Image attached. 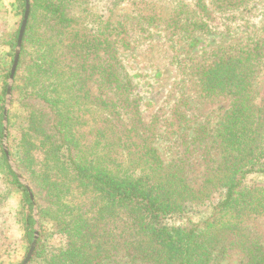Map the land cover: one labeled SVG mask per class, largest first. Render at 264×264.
Masks as SVG:
<instances>
[{
    "label": "trees",
    "instance_id": "obj_1",
    "mask_svg": "<svg viewBox=\"0 0 264 264\" xmlns=\"http://www.w3.org/2000/svg\"><path fill=\"white\" fill-rule=\"evenodd\" d=\"M175 1L169 26L192 35L209 32L215 10L243 8L254 0ZM90 3L29 0L12 86V105L23 110L27 138L23 148L10 147V155L30 180L33 200L2 149L21 23L8 30V10H0V44L12 58L0 74V169L21 194L23 244L30 248L38 221L52 224L51 236L65 239L52 252L38 241L28 264H220L235 249L243 255L239 264H264V245L248 225L264 217V183H247L251 175L264 174V99L258 105L255 94L264 44L223 53L194 71L203 98L230 99L214 128L194 127L191 136V120L181 109L188 103L182 100L171 107L160 135L157 122L144 119L141 98L119 59L117 47L130 48L128 29L100 20ZM25 7V0H16L22 16ZM13 115L8 114L10 144ZM163 137L169 139V161L155 146ZM35 149L54 161L68 183L47 173L36 176ZM197 158L205 169L199 188L190 177ZM220 190L224 198L208 218L196 222L185 215L189 203Z\"/></svg>",
    "mask_w": 264,
    "mask_h": 264
},
{
    "label": "rangeland",
    "instance_id": "obj_2",
    "mask_svg": "<svg viewBox=\"0 0 264 264\" xmlns=\"http://www.w3.org/2000/svg\"><path fill=\"white\" fill-rule=\"evenodd\" d=\"M15 5L16 0H0V10L4 8L8 10V30H16L23 22L24 15L15 11ZM90 5L94 15L100 20L109 21L117 28L124 25L128 29L130 48L126 49L119 45L117 47L119 59L124 75L133 81L135 93L141 98L144 119L147 123L157 122L160 135L164 131L165 121L170 119L171 107L178 105L182 100L188 103L187 106H181V109L191 120L189 130L191 136L194 127L214 128L230 109V99L225 96L211 100L203 98L197 90L194 71L198 66L211 63L223 53H232L240 47H249L260 42L264 44V0L251 1L243 8L215 10V18L209 24V32H195L192 35L183 30L175 31L169 26L177 6L175 0H113V2L91 0ZM149 17L154 18L151 23ZM113 33L117 34L116 30ZM116 34L112 36L114 40L117 39ZM8 53L9 49L0 44V74L4 68L11 66L12 58ZM262 69L255 83L258 105H261L264 99V66ZM92 91L94 94L98 93L95 86H92ZM10 111L14 115L11 117L13 141L7 144L9 155L10 147L23 148V139L27 138L24 137L27 124L23 110L18 105H12V96L9 113ZM78 129L82 131L80 126ZM168 140L164 137L159 138L155 144L166 161L171 157ZM34 143L39 146L37 141ZM2 149L4 150L3 142ZM31 155L34 158L32 169L35 170L36 176L47 173L52 176V180L63 182L64 179L60 178L58 169L53 168L54 161L47 159L43 151L35 149ZM12 161L23 182L31 189L28 177L20 172L13 159ZM199 161V158L195 159V166L190 176L191 179H196V188L200 187L205 173ZM19 182L24 185L20 180ZM254 182L264 183V174L251 175L247 183ZM64 183H68V180L65 179ZM71 187L73 189L71 193L77 197L79 192L75 190V185ZM223 198L224 191L220 190L204 202L189 203L185 215L196 222L205 220ZM20 208L21 194L8 184L6 175L0 169V264H22L31 248V246L27 248L21 240L22 232L18 223ZM36 218L39 220L38 217ZM248 225L264 245V217L253 218ZM37 229L38 241L45 246L47 252L64 246L63 237L51 236L54 231L52 224L45 222L40 226L38 223ZM242 256V253L235 249L220 264H239Z\"/></svg>",
    "mask_w": 264,
    "mask_h": 264
},
{
    "label": "water",
    "instance_id": "obj_3",
    "mask_svg": "<svg viewBox=\"0 0 264 264\" xmlns=\"http://www.w3.org/2000/svg\"><path fill=\"white\" fill-rule=\"evenodd\" d=\"M25 1H26V7H25L24 18H23V22H22V25H21V28H20L18 43H17V47H16V51H15L14 63H13V66H12L11 75H10V78H9L8 88H7V98H6V106L4 108V120H3V123H4L3 144H4V151L6 153V156H7V159L9 161V163L11 164V166H12L14 172L16 173L18 179L24 184V186L29 191L31 199L33 200V195H32L30 187L26 183L23 182V178L17 172L16 168L14 167L13 161H12L10 155H9L8 150H7V144H8V114H9V107H10V104H11L12 86H13V82H14V77H15V73H16V70H17V66H18V63H19V59H20V53H21V46H22L23 36H24L25 30H26V26H27V23H28V18H29V15H30L29 0H25ZM34 216H35V218L37 217L36 213L34 214ZM37 227H38V222L36 224V228H35L36 232H35V235H34V240H33L32 244H31V248L29 250V253H28L27 257L25 258V260L23 261L22 264H28L30 262L32 256H33V253H34L35 248H36V244L38 242V237H39V231H38Z\"/></svg>",
    "mask_w": 264,
    "mask_h": 264
}]
</instances>
